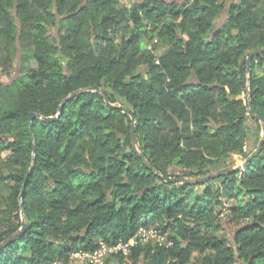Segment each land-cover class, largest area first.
<instances>
[{
	"label": "trees",
	"instance_id": "trees-1",
	"mask_svg": "<svg viewBox=\"0 0 264 264\" xmlns=\"http://www.w3.org/2000/svg\"><path fill=\"white\" fill-rule=\"evenodd\" d=\"M260 4L0 0V74L19 60L18 74L0 82V185L8 191L0 200V264L65 262L98 239L127 241L141 225L171 245L137 242L132 264H191L194 252L197 264H264V142L230 174L180 182L252 153L244 149L248 121L261 127L248 115L247 90L252 114L264 118ZM152 37L158 55L146 48ZM251 51L260 54L247 72ZM93 85L100 92L76 93L61 106ZM118 104L133 117L142 157ZM31 112L56 118H35L29 128Z\"/></svg>",
	"mask_w": 264,
	"mask_h": 264
},
{
	"label": "built area",
	"instance_id": "built-area-1",
	"mask_svg": "<svg viewBox=\"0 0 264 264\" xmlns=\"http://www.w3.org/2000/svg\"><path fill=\"white\" fill-rule=\"evenodd\" d=\"M137 242H153L157 244H165L166 246L171 245V242L167 241L165 234L160 233L152 226L141 225L135 234L127 241L120 240L115 243H108L103 239H98L96 240L95 248L75 249L70 252L65 262L55 260L51 264H105L106 261L114 255H121L127 258L131 247Z\"/></svg>",
	"mask_w": 264,
	"mask_h": 264
},
{
	"label": "water",
	"instance_id": "water-1",
	"mask_svg": "<svg viewBox=\"0 0 264 264\" xmlns=\"http://www.w3.org/2000/svg\"><path fill=\"white\" fill-rule=\"evenodd\" d=\"M260 54V51H251L245 58V64H246V70L247 72L250 71L251 69V58L255 55H258ZM87 91H98L100 92V88L99 86L97 85H93V86H90L88 88H85V89H80V90H77V91H74L72 92L71 94H69L67 97H65L61 103V106L62 104L71 96L75 95L76 93H79V92H87ZM247 95H248V115L250 116H254L255 119H257L258 121H260L261 123V138L259 139L258 143H257V146L255 148L254 151H252V153H250L248 155L247 158L244 159L243 163L241 164V166H236V167H224V168H221V169H218L216 171H213L207 175H204V176H199V177H189V178H180V182L182 183H187V184H197V183H203L205 182L206 180L210 179V178H213V177H216V176H220V175H224V174H230L240 168H242L244 166V164L249 161L250 159H252L253 157H255L261 150V146L264 142V118L261 117V116H258V115H253L252 114V110H251V103H250V91L247 90ZM106 104L109 106V107H114L115 105L114 104H111L109 103L108 101H106ZM60 106V108H61ZM118 107L121 108V110L126 113V114H129L130 115V112L128 111V109L126 107H124L123 105H117ZM59 108V110H60ZM131 117V125H130V142H131V148L136 152L138 153V155L140 157H142V154L140 153V151L138 150L137 148V141H136V136H135V127H134V120H133V117L130 115ZM42 119V120H46V121H51V120H54L56 118L55 117H44V116H41L40 114H37V113H34V112H31L29 113L28 115V123H29V128H31V121L33 119ZM34 148V146H33ZM27 177V175H26ZM25 177V179H26ZM163 180L165 181H174L175 179L174 178H170V177H166V176H161ZM24 187H25V181L21 187V192H20V195H19V200H20V203H19V206L20 208H22V194H23V191H24ZM27 227V223L22 221V225H21V228L19 231H23L25 228ZM16 234V233H15ZM14 234V235H15ZM12 235V236H14ZM6 241H4L3 243L0 244L3 245L5 244Z\"/></svg>",
	"mask_w": 264,
	"mask_h": 264
},
{
	"label": "rangeland",
	"instance_id": "rangeland-1",
	"mask_svg": "<svg viewBox=\"0 0 264 264\" xmlns=\"http://www.w3.org/2000/svg\"><path fill=\"white\" fill-rule=\"evenodd\" d=\"M139 1H141V0H119L120 4L122 6H125V7H130L134 2H139ZM177 1H179L181 3H185L186 0H177ZM229 3L230 2H227V5H229ZM262 8H264V7L262 4H260L259 9L261 10ZM226 15H227L226 9L224 8L220 11V13L218 14V17L214 21L213 29L218 28L219 26L222 25V23L226 19ZM50 34L51 35L56 34L54 27L50 28ZM144 42H146V41H144ZM146 48L149 51L153 52L155 55H158L162 50V46L158 44L155 37H152V39H150L146 42ZM29 66H30L29 61L24 63L22 65V67H23L21 69L22 71H20V72H23V70L26 68H29ZM18 68H19V60L14 57L12 64L10 66V69H11L10 72L8 74H6V73H3L2 75L0 74V82L8 83L13 77H15L18 74ZM248 125L252 131H249L248 140L246 141L245 148H244L245 151H247V152H249L251 150L254 151L256 146H257L259 139L261 138V131H260V133H258V131H256V125H255L254 121L249 120ZM259 125L261 127L260 121H259ZM243 161H244V158H242L241 156L232 155L231 158L229 159V166H227V167L241 166ZM7 194H8V191H7L6 186L0 185V200L5 198L7 196ZM196 255L197 254L194 252L193 256H192L193 262L191 264H197V259L195 260V258L197 257ZM112 264H132V262L130 259L124 258L121 262L115 261ZM138 264H141V263H138Z\"/></svg>",
	"mask_w": 264,
	"mask_h": 264
}]
</instances>
